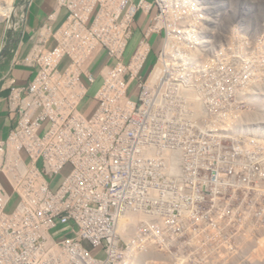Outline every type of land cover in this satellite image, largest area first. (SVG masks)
Wrapping results in <instances>:
<instances>
[{
	"label": "built area",
	"instance_id": "1",
	"mask_svg": "<svg viewBox=\"0 0 264 264\" xmlns=\"http://www.w3.org/2000/svg\"><path fill=\"white\" fill-rule=\"evenodd\" d=\"M175 5L57 0L29 41L23 0L0 18V62L9 48L11 54L0 74L9 127L0 137V264H224L226 250L245 247L243 226L264 216V175L252 171L257 157L247 159L249 167L239 163L249 147L232 126L246 119H237L241 110L254 109L241 89L249 92L256 74L250 67H193L185 38L170 36L185 22L167 16ZM242 16L240 22H254ZM168 38L175 42L170 59ZM153 49L156 60L144 76ZM18 67L29 68L30 77L15 76ZM217 81L221 90L203 106L188 93L187 111L178 104L183 86L210 89ZM239 187L252 198L236 199Z\"/></svg>",
	"mask_w": 264,
	"mask_h": 264
},
{
	"label": "rangeland",
	"instance_id": "2",
	"mask_svg": "<svg viewBox=\"0 0 264 264\" xmlns=\"http://www.w3.org/2000/svg\"><path fill=\"white\" fill-rule=\"evenodd\" d=\"M19 1L20 0H0V15H1L0 18L3 17V15L5 14L7 15L6 8L8 7V4L10 5L11 13H12L14 7L17 6V3ZM172 1L173 4L177 3L178 7H176L175 5L173 8H170L168 10L167 16L169 18L175 17L173 18L172 23L178 21L179 19L176 17L180 15H182L185 20L181 28L177 26L175 32L172 33V35L185 38L186 42L189 44L188 46L190 47L189 49L190 52H194L197 55L200 54L199 57L196 56L197 65L200 62L204 66L207 65L206 67L208 68L219 67L226 69V68L236 67L242 69L243 67L244 68L250 67L255 72L256 75L254 76V79H249V85L246 89L249 92H245V89H241V92L244 91V94L242 96L249 97L248 99L252 101H254L253 98L264 101V93H262V97H256V94L251 93V92L258 93L259 90L260 91L264 90V0H227L226 6L220 7V8H224L223 11L220 10V13H218L217 12L218 10L215 9L217 7L216 5L217 0H214L215 5L213 4V6H208V7L207 4L209 3V0H187V6H185V2H186L185 0H172ZM232 9L235 10L232 11ZM240 13L243 14L242 18L245 21H248V18H251L254 22L252 24H250L251 22H245V23L240 22L241 19ZM20 16H21V12L19 10L17 18H19ZM3 27H4V22L1 21L0 30L3 29ZM138 32L139 30L137 31L134 38L131 40L130 45L126 49L125 52L126 60L130 58L131 54L135 49L136 41L139 35ZM205 36H213L215 38L206 39ZM220 36H222V38H219ZM155 39L156 38L152 39V44H154ZM214 39L216 40L215 41L216 43L213 44L211 47L210 40L214 41ZM181 42L182 41L180 40L178 43L177 42L176 43L178 49L183 50L184 52L186 47L185 44H182ZM206 44L208 46H206L207 48L204 49L205 47L204 45ZM167 47L168 48L171 47V44L169 43ZM156 56L157 54L153 49L152 53H150L146 63L142 68L141 73L144 76H146L150 71L152 65L156 60ZM200 63L196 67H203ZM97 65L98 62L95 63V65L93 66L92 68L93 71L97 69ZM99 85H100V79L97 80V82L94 83L93 86L91 87L89 95L85 98V100L81 105L82 109L85 110L90 106V97L93 96L94 92L96 91ZM220 90L221 87L219 85V81H217L214 87L210 89H205L206 96L208 95L211 96V91L219 92ZM249 93H251L250 96L253 95V97H250ZM198 101L196 104H198ZM189 103L190 105H192L191 100L189 101ZM255 105L256 106L254 107V109L248 110L246 112L247 115L263 116L264 108H260L258 102H256ZM240 112H245V110H241ZM3 116L4 114L2 113V111H0V123L2 121ZM237 116H241V115L238 113ZM248 122L246 123L244 120L242 125L253 123V120H249ZM260 127L261 128L259 130H264V127H262L261 125ZM252 130H258V129L253 127ZM4 131L6 133L8 132V129L5 128ZM256 139H260V143L264 144L263 138L255 137L253 138V141L257 142ZM247 145L249 147V150H251L250 144L247 143ZM256 145L260 147L261 151L257 150L256 153L255 152L251 153L252 150L247 151L245 154V158L243 157L242 159V162L243 165H246L248 167L249 163H247V159L257 157V159L254 160V167L252 171L257 173L258 175H264V152H263L264 147L261 146L260 144H256ZM259 151L260 153L258 154ZM59 179L60 176H58L55 179L54 185L58 183ZM251 188H254V186L252 185L243 189L247 190ZM240 190L241 187L238 188L236 199L252 198L251 197L252 195H250V193L246 194L244 197V194L241 193ZM262 200H263L262 212L264 214V198ZM12 207H13V202L10 204L9 209ZM240 213L241 210L238 209V214ZM241 221L242 219H237V222L240 224ZM253 223L254 224L252 226L251 225L246 226L248 223L243 226L242 237L246 248H250L249 246H254L252 247V250L247 251V253L250 254V256L258 259V257H262L264 255L263 253L264 250L261 251L262 249H264V229L263 231L260 230V228H264V216L263 217L257 216L256 219H253ZM245 239L255 240L256 245L247 244ZM227 246H231V245L227 244ZM237 248L234 251H232L233 252L232 255H231V251L229 250H226L224 252V256L230 253L229 259L224 264H237L236 260L238 259L240 260L242 258L243 260L241 261L238 260V263L242 261H243L242 264H245V262H247V264H249V262L252 263L254 262L247 260L248 257H246L245 252H243L245 249L239 250ZM241 252L243 253L242 257L240 256ZM244 257H246V259ZM255 258L254 260H256ZM255 262H257L256 264H264L263 259L256 260Z\"/></svg>",
	"mask_w": 264,
	"mask_h": 264
},
{
	"label": "bare ground",
	"instance_id": "3",
	"mask_svg": "<svg viewBox=\"0 0 264 264\" xmlns=\"http://www.w3.org/2000/svg\"><path fill=\"white\" fill-rule=\"evenodd\" d=\"M167 1V0H166ZM210 3V4H209ZM209 3L207 4V7L208 6H213V4H214V0H209ZM226 4H227V0H217V3H216V5H217V7L215 8V9H217L216 11L218 12V13H220V10L221 11H223L224 10V8H220V7H225L226 6ZM215 5V4H214ZM234 8V7H233ZM5 9V8H4ZM235 10V9H234ZM233 9H232V11H234ZM6 12H7V15L9 14V13H11V8H10V5L8 4V7L6 8ZM6 15V14H5ZM218 15H220V14H218ZM1 16V15H0ZM170 36L171 37H173L174 35H172V34H170ZM168 37H169V34H168ZM171 44V47H167L168 46V44ZM175 48V42H173V41H171L169 38H168V40L166 41V46H165V48H166V52H167V55H168V59H170V58H172L171 57V55H173V53L175 52V49L172 51V48ZM193 54L192 55V58L194 57V59L195 60H192V61H190V62H193L192 64H193V67H194V65H195V63L197 62V59H196V55L197 54H195L194 52H190V54ZM198 56V55H197ZM187 58L188 57H185V56H182V57H179L178 59L181 61V63H182V66L184 67V65H185V62H186V60H187ZM200 63V62H199ZM199 63H198V65H199ZM201 64V63H200ZM207 64V63H206ZM197 65V63H196V66H198ZM202 65V64H201ZM203 67H206L207 65H202ZM161 68V64H159L157 67H156V69H155V71H154V73H153V75H152V77H154L155 75H156V72H158L159 71V69ZM162 68H163V65H162ZM162 68H161V70H162ZM258 86V85H257ZM185 88V90H184V92H183V94L180 96V97H178L177 98V102H178V104L182 107V108H184L186 111H187V107L190 105V103H189V101L190 100H188L186 97H185V94L186 93H188L190 96H191V98H193L192 100H193V103H197V101H198V104H197V106H203L204 105V103H205V100L206 99H209L211 96H206V91H205V89H203L200 85H195V84H192V85H190V86H183V89ZM183 89H180V90H183ZM259 90V89H258ZM251 93H254V94H256V97H262V93H264V90H262V91H258V93L257 92H251ZM250 93V94H251ZM242 96V95H241ZM253 103H254V107L256 106L255 105V103L256 102H258V104H259V107L260 108H264V101H262V100H257L256 98H253ZM248 110H252V109H247V110H245V112H239V114L241 115V116H237V119H239V118H242V117H244V116H246V119H245V122L247 123L249 120H253V123H250V124H245V125H242V123L240 124V128L239 127H234V126H232V129H233V131L235 132V133H240L241 135L242 134H244L245 133V137L247 138L246 139V142L248 143V144H250V147L251 146H254L255 147V145L257 144V142L256 141H253V138H255V137H260V138H263L264 139V130H259L261 127H260V125L262 126V127H264V115L262 116V115H257V116H248L247 115V111ZM249 117H251V118H249ZM234 120V121H237V122H241L240 120ZM249 123V122H248ZM258 124H260V125H258ZM252 127V128H251ZM253 127H255V128H257L258 130H252L253 129ZM257 140V139H256ZM258 144H260L261 146H263L264 147V144H261V143H258ZM252 150V152L251 153H254V150L253 149H251ZM251 150H248V151H251ZM260 153V151L258 152V154ZM239 163H241L242 165H243V162H242V160L239 162ZM244 166V165H243ZM249 167V166H248ZM138 213H140V214H144L142 211H140L139 209H138ZM263 231V230H262ZM250 247V246H249ZM258 247V246H257ZM256 248V247H255ZM237 249H239V250H243V249H245V247H238ZM264 249H262L261 251H263ZM237 251V250H236ZM247 251H249V250H244L243 252H245V256L246 257H248V259L247 260H249V261H254L253 263L254 264H256L257 262H255L256 260H264V255L262 256V257H258V259H256L255 257H252V256H250V254H248L247 253ZM262 253V252H261ZM264 253V252H263ZM242 252H241V254H240V256L242 257ZM258 254V253H257ZM261 255V254H260ZM234 256V255H233ZM246 257H244L245 259H246ZM254 258L256 259V260H254ZM237 259V258H236ZM251 259V260H250ZM239 260V259H238ZM238 260H236L237 261V264H242V262H240V263H238ZM241 260H243V258L242 259H240L239 261H241ZM234 261V260H233ZM248 261V262H249ZM252 262H249V264H253ZM245 264H247V262H245Z\"/></svg>",
	"mask_w": 264,
	"mask_h": 264
},
{
	"label": "crops",
	"instance_id": "4",
	"mask_svg": "<svg viewBox=\"0 0 264 264\" xmlns=\"http://www.w3.org/2000/svg\"><path fill=\"white\" fill-rule=\"evenodd\" d=\"M26 4V12H25V26H23V36L26 41L30 40V37L32 38L33 34L35 33V29L47 18L48 14L53 12L57 6V0H23ZM65 10L61 11L60 19L62 18V15L64 14ZM19 32H13L12 38L9 40L12 44V46H17L19 44V40L17 38L20 36ZM17 36V37H16ZM154 36V34H153ZM29 40H28V39ZM28 45V44H27ZM7 57L4 58L0 62V74L5 73L9 68V61H10V48L7 51ZM13 74L20 78L21 80H24L26 78H29L31 75V71L29 68L24 67H18L13 70ZM4 119L2 118V121L0 123V137L4 138L8 134V132L5 133V128L9 130V127L4 124Z\"/></svg>",
	"mask_w": 264,
	"mask_h": 264
}]
</instances>
